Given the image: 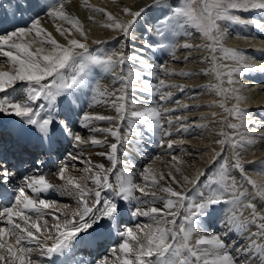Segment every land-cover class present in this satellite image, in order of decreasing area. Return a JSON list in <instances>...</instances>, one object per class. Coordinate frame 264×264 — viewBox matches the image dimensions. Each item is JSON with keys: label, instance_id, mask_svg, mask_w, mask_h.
Instances as JSON below:
<instances>
[{"label": "snow or ice", "instance_id": "snow-or-ice-1", "mask_svg": "<svg viewBox=\"0 0 264 264\" xmlns=\"http://www.w3.org/2000/svg\"><path fill=\"white\" fill-rule=\"evenodd\" d=\"M70 2L8 0L11 11L5 9L0 19V117L12 118L7 125L0 123V264H84L76 259L77 249L99 251L108 244L106 254L89 264H264V207L258 211L264 206V180L253 179L243 159L249 147L264 141V131L254 135L256 127L264 128V119L241 107L247 97L243 86H235L236 75L264 68L247 63L240 50L224 43L230 24L264 28L256 19L237 14L264 13V0H152L138 10L122 7L126 20L81 0L89 12L105 16L101 27L125 38L150 9L160 13L148 29L154 39L127 55L123 50H90L83 22L66 10ZM17 13L21 19L28 16L26 26L4 28L5 22L11 23L7 17L15 19ZM46 19L65 43L44 27ZM88 19L95 22L91 15ZM197 34L199 42L193 43ZM178 35L185 37L183 43L175 40ZM145 48L166 50L173 61L181 59L179 49L188 50L185 62L193 51L206 53L198 57L209 64L202 73L216 81L206 87L221 98L207 105L222 109L211 113L212 121L220 124V138L214 141L219 151L210 148L206 167H196L192 175L185 174V161L176 155L170 161L156 155L138 174L127 170L132 167L127 161L120 166L121 144L138 142L147 133L170 153L183 143L171 139L174 125L176 133L193 127L186 116L175 115L189 105L174 101L175 92H183L184 86L171 77L197 73L154 65L143 55ZM93 67L112 75L119 87L110 91L99 82L93 85ZM145 74L158 82L151 83ZM137 92L157 98L155 105L145 106L150 102L135 96ZM89 93V108L103 104L112 114L83 112L75 106ZM230 100L234 103L229 107ZM168 102L176 107H166ZM77 125L91 135H82ZM97 133L104 135L98 138ZM87 145L107 146L96 154L110 166L83 158ZM64 152L67 159L85 165L84 175H72L62 163L55 175L63 183L57 186L24 167L31 164L32 172H38L53 155ZM158 162L167 172L156 166ZM252 172L264 177V163ZM62 190L74 194L76 207L47 198ZM129 215L148 222L127 226ZM217 226L218 231H209Z\"/></svg>", "mask_w": 264, "mask_h": 264}, {"label": "bare ground", "instance_id": "bare-ground-1", "mask_svg": "<svg viewBox=\"0 0 264 264\" xmlns=\"http://www.w3.org/2000/svg\"><path fill=\"white\" fill-rule=\"evenodd\" d=\"M136 1L137 0H116V2L114 3L113 0H89V3L95 7L104 8L107 11L116 15L118 18L126 20L128 19V17L124 16V14L121 11V8L125 7L126 5H127L126 7H129L128 3L129 4L137 3L138 1L137 2ZM0 2H3L4 5L3 9H0V19H3L4 10L7 9L10 13L11 9L8 8V0H0ZM12 3L14 4L15 0H12ZM71 4L74 10L75 8L77 10V8L79 6L81 7L82 5L81 0H71ZM237 14L241 15L245 19H256L259 23L264 24V13L240 12ZM157 17H159V15L156 16V12L154 13L153 9H150L140 19L139 21L140 26L137 27L131 33L130 37L125 38L120 32L112 31L110 29L101 27V25L107 21L104 15L99 14L98 20H96L95 22L90 21L92 23L86 22V24L84 25L85 30L88 32L89 48L94 52H96L97 50L110 52L112 50V47L116 46L115 49L117 48L118 51L123 50L126 55L131 54L134 51L138 52L139 49L144 47L147 42H150L154 39L153 36L149 33L148 29L151 28L152 24L155 22ZM7 20L11 21V23L9 24L5 22L3 27L11 29L12 27L26 26L28 17L25 15L23 19H21L20 14L17 13L15 19H13L11 15H9L7 17ZM43 24L44 27L47 28V30L51 32L53 36L60 43H65L64 39L56 32L53 22L51 20L46 19L43 22ZM234 27L235 26L233 24L228 25V36L224 41L225 46L240 50L247 57V63L254 64L257 66V68H264V28H257L251 25L249 26L237 25L238 28L237 27L234 28ZM92 29L95 30L92 31ZM254 32H260V33L255 35ZM242 36L243 38L245 36V38L243 39ZM76 38L80 39L78 35H76ZM184 39L185 37H183L182 35H178L175 37V40L179 43H183ZM94 40H99L102 41L103 43L94 44L92 43V41ZM192 42L193 43L199 42L198 34H197V39ZM129 49L130 51H128ZM97 54H99V52H97ZM204 54L206 53H203L202 51H195L191 55L192 58L189 59L187 62H185L182 59L183 56L188 55V50L179 49L177 55H179L181 59L177 61H173L170 53L166 50H159V49L152 50L151 48H145L143 55L150 63L154 65L158 66L160 64H165L168 67L174 68L177 71L184 70L192 73H197V75H193L188 78L180 77V76L171 77V80L174 83L184 86L183 92H179V91L175 92L174 101L179 100L182 103L189 105V108L187 110H178L175 113V115L186 116L188 118L187 123L193 125V127L187 133L184 132L176 133L175 129L176 127H178V125H174L173 136L171 137V139L177 141L182 140L183 143L174 145V148L170 151V153L166 152L165 148L158 147L156 143V138L150 139L149 134L147 133H145L143 139L138 142H134L131 144L128 143L121 144L118 153L119 159L121 161L120 166H123L125 161H127V163L132 166L129 167L127 170L138 174L139 171H141L145 165L150 163L152 158H154L156 155H161L165 161H170L171 155H176L181 157L185 161L184 165L182 166L185 174L192 175L196 167L199 168L206 167L207 160L210 155L209 153L210 148H216V150L219 151V146L216 145L214 141L220 138L216 134L220 128V124L218 120L216 122L212 121L211 113L213 112H216L218 114L222 113V109H220L219 107H208L207 105L211 101L219 100L221 98L218 97L215 94V92L210 91L206 87L209 83L216 82L214 77L208 75L207 80L202 79L203 77L202 70L209 67V64L207 62H200L201 65L199 66L196 65V61L198 59L194 61L196 57ZM224 63L231 64L232 62L224 61ZM257 74L261 75L262 79L260 80L257 79L255 77ZM144 78L149 80L151 83L158 82L155 78L147 76V74H145ZM235 78L239 82L235 86L236 87L243 86L241 88V92L244 96L247 97V102L243 103L241 107L247 109L250 113H252L257 120L264 119V72L245 71L242 74L236 75ZM113 79L114 78L112 75L105 73L102 69L97 67H93L89 72V80L93 85L99 82V84L102 87H107L110 91L113 88L119 87V84H113ZM225 87H228V85L225 84ZM90 95L91 93H89L88 96H82L81 100L83 101V104L81 105L80 101H76L75 106H77L78 108H82L83 112L112 114L111 110L108 109L103 104L96 105L93 108H89L88 104L90 102ZM141 95L145 97L146 102H150V103H145V106L155 105L157 98L151 97L146 93H139V92L135 93V96L137 97ZM232 103H234V101L230 100L228 102V106L230 107ZM165 106L176 107L174 102L165 103ZM1 120L2 119H0V121ZM10 120L11 119H7V120L5 119V121H2L3 122L2 124L7 125ZM233 122H235V120H233ZM202 123L208 124V127L204 129L195 127L196 124H202ZM99 126L106 127L108 125L104 122H100ZM253 127L256 126L249 125L250 129ZM76 130L80 131L81 134L84 135L85 137L91 135V133L87 129H80L78 125L76 127ZM123 131L124 129L122 128V133ZM262 131H264V128L256 127V131L254 135L258 137L259 133ZM96 135L98 136V138H102L104 134L97 133ZM108 139L109 142H114L111 137H108ZM133 140L135 141V138H133ZM146 141H148V143H146ZM181 149H183V151ZM67 150H69L70 152L77 151L76 149H73L71 147H67ZM107 150H108L107 146L100 148V147H93L91 145H87L83 149L84 151L83 158H90L93 163H102L106 167H108L110 166V162L105 157L96 154L97 152L107 151ZM64 157L66 158V155ZM65 158L63 160H65ZM243 159L245 161L246 168L248 169L249 173L253 175V179H256L258 181L264 180V177L257 176L252 172L253 169L259 170L261 168L262 163H264V141H260L254 146L249 147L247 152L244 154ZM248 161H255V163H248ZM62 163H66L70 165L69 169L71 173L76 172L78 169L84 167V164H82L81 162L72 161L70 159H67L66 162L63 161ZM156 166L161 168L163 171L167 172V168H165L164 164L158 162ZM30 174H35V173L31 171ZM136 178H137V182H139L138 176ZM177 179H179V176H177ZM50 182L57 186L61 185V181L57 179L55 173H51ZM87 183L89 187L93 186L90 181H88ZM53 192L55 193V197L53 198L54 200L58 201L60 204H69L68 198H71L70 195L72 193H69L67 191H63L65 194L63 192L60 193V191H53ZM156 206L161 207L162 205L160 203H157ZM261 207L264 206H258V211L260 210ZM245 215H247V212H245ZM140 221L144 223L148 222L147 218L144 217H139L137 219L131 218V223L128 224L127 226H130L131 224ZM218 230H219L218 226L214 229H209V231H218ZM252 231L253 232L256 231L255 227L252 228ZM36 254L37 253H35L34 255ZM94 254L97 259L99 258V256L106 254V252L103 253L99 250L96 252L94 251ZM45 264L47 263L45 262Z\"/></svg>", "mask_w": 264, "mask_h": 264}, {"label": "rangeland", "instance_id": "rangeland-1", "mask_svg": "<svg viewBox=\"0 0 264 264\" xmlns=\"http://www.w3.org/2000/svg\"><path fill=\"white\" fill-rule=\"evenodd\" d=\"M138 1V2H137ZM136 2L137 3H133V4H129L128 3V5H129V8H132L133 10H138L140 7H143V6H145V5H149V4H151L152 3V0H137ZM127 6V5H126ZM153 9V12L155 13L156 12V16L157 15H159L160 16V13L155 9V8H152ZM66 10L70 13V14H72V15H75V16H77L82 22H83V24L85 25L86 24V22L87 23H92V22H90L91 20H89L88 19V17L91 15V16H93L94 17V20L96 21V20H98V18H99V13H95V12H89L85 7L83 8V6L81 5V7L79 6L78 8H77V10H76V8H75V10L73 9V6H72V4H71V2L70 3H68V4H66ZM148 25V24H147ZM234 25V24H233ZM149 26V25H148ZM235 27H237V25H234ZM234 27V28H235ZM233 28V29H234ZM238 28V27H237ZM89 29H91V28H89ZM93 30H95V29H92V31ZM235 30V29H234ZM229 32H231V31H229ZM242 38H243V36H242ZM244 38H245V36H244ZM243 38V39H244ZM245 42H246V40H245ZM124 43V42H123ZM125 44V43H124ZM115 47L116 46H113L112 47V50L110 51V52H112V51H118V49L116 48L115 49ZM134 48V47H133ZM128 51H130V49L128 50ZM110 52H108V53H110ZM193 52H195V51H193ZM193 52L191 53V55L193 54ZM189 54V53H188ZM201 55H199L198 57H200ZM198 57H196V59L194 60V61H196L197 59H198ZM183 60V59H182ZM199 61V62H198ZM201 61H200V59H198L197 61H196V65H201V63H200ZM198 63V64H197ZM203 77H202V79L203 80H207V78H208V75H202ZM0 119H2V117H0ZM61 157H63V156H61ZM65 157H63V158H60V159H62V162L64 161V162H66L67 161V158H65V160H63ZM62 162H60V166H61V163ZM69 166V168H70V165H68ZM85 166V165H84ZM81 169H83V168H80V169H78L76 172H72L71 174L72 175H74V176H77V177H79V176H82V175H84V173L82 172V170ZM57 171V170H56ZM56 171L54 172V173H56ZM46 177V176H45ZM46 178H48V180L49 181H51V177L49 176H47ZM60 183V182H59ZM63 182L61 181V184H62ZM64 190H62V191H60V193H62ZM64 193V192H63ZM65 194V193H64ZM73 195V196H72ZM69 197V196H68ZM70 197L71 198H68L69 199V201H68V203H69V205H71L72 207H76V200H75V196H74V194H71L70 195ZM130 216V215H129ZM136 223H144V222H136ZM135 223V224H136ZM134 224V225H135ZM134 225H132V226H134ZM37 256H38V253L36 254ZM35 255V256H36Z\"/></svg>", "mask_w": 264, "mask_h": 264}]
</instances>
